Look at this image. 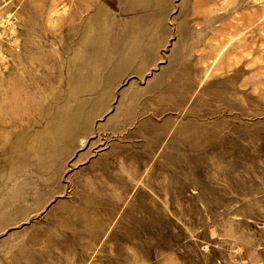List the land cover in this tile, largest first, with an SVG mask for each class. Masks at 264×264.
<instances>
[{"label":"rangeland","instance_id":"obj_1","mask_svg":"<svg viewBox=\"0 0 264 264\" xmlns=\"http://www.w3.org/2000/svg\"><path fill=\"white\" fill-rule=\"evenodd\" d=\"M193 1L0 0V264H264V0Z\"/></svg>","mask_w":264,"mask_h":264},{"label":"bare ground","instance_id":"obj_2","mask_svg":"<svg viewBox=\"0 0 264 264\" xmlns=\"http://www.w3.org/2000/svg\"><path fill=\"white\" fill-rule=\"evenodd\" d=\"M124 1H129L130 3H133L134 6H136L137 2H142L146 0H124ZM202 0H196L193 1L191 6L196 7ZM105 9H101L99 12V16L104 12ZM168 9L162 8V15L167 14ZM157 16V18H156ZM156 16H151L150 20H154L155 23L157 24V28L161 31L163 29L162 21L160 19V16L156 13ZM197 16H195L196 19ZM194 19V20H195ZM232 25V24H230ZM138 33V32H137ZM154 35V34H153ZM184 35V34H183ZM132 35L130 33L126 34L122 41L121 45H119L117 48H113L112 50L110 49H105L104 55H103V67H95L89 64L86 60L84 63L79 64V66L82 68V70L85 68L87 70V75L88 76H79L78 78V73L75 75L76 79L81 80L82 77H91L92 80L88 82L89 88H101L102 89V96L103 95H108L110 91L115 87V85L119 82H121V79L129 73V67L132 65L134 60L136 59V56L139 54H143V63L146 62V65L148 66L150 63L149 61L151 60V52L149 50H146L145 47H138L135 46L132 51H128L127 48H129V45L132 44ZM153 39V36H151ZM97 41V40H95ZM94 41V42H95ZM89 45L91 46L92 43L90 42ZM94 45V44H93ZM97 46H100V44H97ZM127 47V48H125ZM104 50V49H102ZM85 51L88 53L89 50L85 48ZM85 52V53H86ZM183 52V47H180L177 49L176 53H174V58H178L179 55ZM85 58V55L83 56ZM80 74V73H79ZM103 99V98H102ZM102 99H99L98 101L93 102L92 106L90 109L85 110V115L83 118L85 119H92L94 117H91V114H95L96 111H100L101 107H99V102L101 103L102 106H104L105 102H101ZM84 107L83 103L80 105V109L76 107L73 112H78L79 113L82 111V108ZM72 111L66 113L65 116H61L57 118L58 124L61 122L66 123L65 129H62L61 127H56L55 128V134L58 136L57 138L61 139L59 136L62 137L63 139L69 140L70 138H73L75 136L78 137L77 129H76V121L79 116H75ZM61 123V125H62ZM83 126V124H82ZM65 141V142H66Z\"/></svg>","mask_w":264,"mask_h":264}]
</instances>
